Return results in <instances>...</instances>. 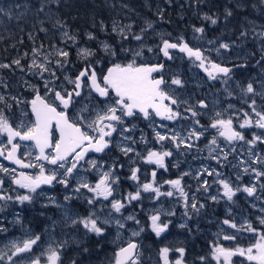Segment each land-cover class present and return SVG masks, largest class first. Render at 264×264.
Instances as JSON below:
<instances>
[{"label":"snow or ice","instance_id":"6c2138e0","mask_svg":"<svg viewBox=\"0 0 264 264\" xmlns=\"http://www.w3.org/2000/svg\"><path fill=\"white\" fill-rule=\"evenodd\" d=\"M261 4H264V0H260ZM230 11L227 15H231ZM205 19H210L212 24L217 21L205 15ZM130 25L126 26L130 29ZM152 24L148 23L147 28H151ZM125 27H118L115 23L113 24V32L120 34L122 39H127L128 37L124 35L126 31ZM147 28L142 29L141 32H145ZM203 28H194V32L203 33ZM87 38L89 40H94L96 37L92 33H87ZM241 35H246V33H241ZM63 36L68 40H71L73 44L77 43V37L70 35L68 32H64ZM262 41H264V32L259 33ZM133 39L140 41L142 39L141 35H134ZM213 43V41H209ZM43 47V46H41ZM229 47L226 43H221L219 48L216 49H227ZM53 51L48 54H43L39 49L33 48L32 56L33 59L28 65L30 70H35L33 74L39 75L41 79L45 81V95L41 96L39 91H36L34 98L30 101L32 114L35 117L34 122L25 127V125L20 124L13 126L9 119L5 116L4 112L0 110V136H7V146L3 145L0 141V156L4 159L11 161L13 164L18 165L20 168H38L39 171L36 175H29L24 172H16V169H9L0 166V172L5 174L13 173L12 183L17 185L19 188L26 189L27 194L17 195L15 199L20 202H31L33 200V195L37 192V189L41 188L42 185H52L54 182L61 184L65 189L71 187L70 180L74 178L78 172L79 165L81 161L85 160V155L90 152L102 153L107 149L111 143L110 138L113 133L117 131V125L123 124L124 117H135L137 114L143 116L146 120H151L153 114L160 117L162 120H176L180 117V113L173 110L171 105H178L180 101L171 95L169 92L165 91V80L163 77L157 78L154 73L161 72L164 65L163 64H140L136 63L135 57L141 56L140 51L133 53V60L127 64L114 63L108 68L107 73L103 75V81L100 82L97 72L94 70L91 63H89L83 70L79 72L75 78L65 76L64 79L68 85H71V89L59 86L56 87V82L58 77L56 71L49 67V64L53 63L50 59L51 56H56L58 59L54 61L57 68L63 69L66 64L70 63L69 55L70 53L64 49L56 48L55 45L52 46ZM103 50L106 53H110L112 56H116V52L111 50L110 45L104 43L102 45ZM170 50H178L180 53L186 54V56L192 59L194 62H198L196 66L203 69L208 75L209 79L216 80L220 79L221 76L225 79H230V73L232 69L228 67H223L218 63L211 61L208 56L205 55V50L200 48L190 47L187 42L184 41L183 37L178 38L177 42H171L168 39L162 38V46L160 47V52L167 59H172L173 56ZM125 51H130L125 49ZM151 52L152 49L148 48ZM264 51V47L261 48ZM95 52L89 48H78L77 55L82 60H89L90 57L95 56ZM38 57H42V60H38ZM17 66H20V60L17 59L13 61ZM259 64L260 62L257 61ZM8 64H0V68H8ZM23 71V68H21ZM45 73H48L52 79H46ZM171 83L173 85L181 86L182 81L179 78H173ZM85 88H88L91 92H95L100 98H109L113 93L115 99L111 103H107L104 108L91 110L85 107L80 110L75 118L68 115V110L70 106L73 105L74 99L80 97ZM241 91L245 96L251 94L262 95L264 93H258L254 88L253 82L247 83L246 86L241 88ZM52 94L53 100L49 101L47 99L48 94ZM231 95V93H229ZM169 101V103H165ZM0 102H4V97L0 96ZM8 107H11L10 105ZM200 108H206L207 105L203 102H199ZM229 107H232L229 105ZM251 109V114L244 112V119L239 124L240 129L250 128L255 126L256 128L264 130V107L257 109L255 99H252L248 104ZM62 108L63 110H58ZM93 111L95 112L94 117L92 116ZM186 112H191L193 118L199 115L198 112L192 108L185 109ZM242 111V110H241ZM84 112L89 113V117L83 115ZM223 113L216 112L215 118L211 119V123L208 127L216 129L218 135L223 137L229 144L234 141H243L250 145H255L256 142L264 143V133L256 134L253 133L251 140H246L242 132L237 131L233 127V119L231 117L224 119L221 118ZM185 119L187 117H184ZM193 123L199 125L198 120H193ZM59 133V138L56 139L54 131ZM124 132L129 131L128 128L123 129ZM155 139L157 143H162L165 140H171L173 144L179 148L184 145L187 148H191L193 145L191 143H186V140L191 138L199 139L203 132L191 130L187 138H182L178 133H174L171 136L162 134L156 131L155 128ZM18 138L22 142H31L32 146L37 150L38 154L35 156V163L28 162L25 163L24 160L18 157V150L21 148V144L14 142ZM125 140H130V137H124ZM134 144L135 141H132ZM211 145H216L217 140L215 137L209 142ZM50 150V151H49ZM5 151L7 154L5 155ZM121 151L128 155V153L134 152L135 149L127 144L121 146ZM215 151V149H211ZM25 155L31 157L32 152L29 151ZM172 155L171 151H155L152 149L147 150V156L142 157L139 152L136 153L137 158H142L145 163L155 164L157 168H164L165 158ZM217 158V157H213ZM227 159V156H224ZM90 164L93 169L101 168L102 165H98L95 160L86 161ZM252 163H264L259 157L253 160ZM46 165L53 166L51 169L47 168ZM60 170H63L62 172ZM138 168H133L131 170V175L129 179L137 182V190L135 193L129 192L124 200L128 203L132 201H138L141 198V191L152 192L155 194L156 198L160 196L172 197L175 193H179L180 197L184 198L185 208L188 207V194L184 191L181 185V179L177 178L174 180H167L165 183L169 184L175 191L161 192L160 187L154 186L156 183V171L152 172L153 180L151 182H146L143 184L139 183ZM208 175L216 174L219 177V173L215 172V169L208 171ZM245 171H248L246 168ZM255 173L257 178L264 176V172L257 171L255 168L251 169ZM189 173H184L188 175ZM119 178L115 176L113 170L109 169L100 174L99 179L95 185L90 184L84 177L78 178L77 186L73 189V192L80 195L81 189L87 190V192L92 193V196L87 199L89 205H94L99 199L108 200L109 197H113L115 191L114 185L118 183ZM217 182L223 189L222 196L228 201H232L233 197L237 192L243 191L249 197H252L256 193V187L244 186L243 188H234L229 181L224 179H218ZM3 180H0V189H2ZM204 191L208 190V182L203 181ZM12 196L7 194H0V201H11ZM65 201L72 199V196L66 195L64 197ZM212 200H217L218 197H211ZM55 203V201H52ZM191 208L195 212H199L200 208L204 205L200 204L197 207L195 198L191 202ZM125 207V204L121 200L112 199L111 209L115 213H120L121 209ZM168 215H174V213H167ZM185 215L188 212L185 211ZM127 220H135L133 215L126 217ZM150 227L152 232L155 233L157 237H160L168 228V223L161 221V216L159 212L153 214L149 217ZM111 223L110 220L101 221L95 212H89L86 216H77L71 219L72 226H82L86 234H95L96 236H102L104 234V227L102 224ZM119 228H124V224L119 220L116 221ZM139 224V221H136ZM259 223L264 225V217L259 218ZM224 225H228L233 229L238 231H247L249 233H254L257 236L256 242L247 248L235 247L227 248L219 243H214L211 248V258L216 262V264H234L233 257L240 256L250 262V264H264V233H260L251 223L246 222V224L240 228L235 223L230 220L225 219L223 221ZM185 225H181L184 227ZM144 231L143 227L139 231H134L133 236H139L140 232ZM41 239L39 235L34 237H29L23 239L22 241H10L0 249V264H22V257L24 254L31 253L33 251V246ZM224 240H235V235H223ZM63 243H59L56 247L49 245L45 250L46 264H60V253L59 249L62 248ZM87 251V249H85ZM169 251L168 247H163L160 249V259L163 264H173L169 261ZM179 253V257L174 261V264H184L185 249L183 247L175 249ZM139 245L135 242L129 241L127 246L120 247L115 253V264H138L139 260ZM15 258V259H14ZM202 264H206V257L201 256L199 258ZM29 264H41V258L36 257L30 259Z\"/></svg>","mask_w":264,"mask_h":264},{"label":"flooded vegetation","instance_id":"af4514ba","mask_svg":"<svg viewBox=\"0 0 264 264\" xmlns=\"http://www.w3.org/2000/svg\"><path fill=\"white\" fill-rule=\"evenodd\" d=\"M145 57L143 59L136 60L138 65L140 64H163L164 67L161 72L154 73L153 75L157 78L163 77L165 80V91L169 92L175 98H177L180 103L178 105H171L173 110L180 113V117H178L174 121L162 120L160 117L155 116L153 114L151 120H146L142 115L137 114L135 117H124L123 124L117 125V131L113 133L110 138L111 143L107 149H105L102 153H96L93 151L88 152L85 155V160L80 162L78 172L70 180V185L68 189H65L63 185L58 183H53L52 185H42L41 188L37 189V192L33 195V200L31 202H18L15 197L17 195L27 194L26 189L19 188L17 185L12 183L13 173L5 174L0 172V180H3L2 189H0V194H7L13 197L11 201H0V249H3L6 244L10 241H22L23 239L34 237L39 235L41 239L37 242L36 245L33 246V251L28 254H24L22 257V264H29V261L32 256H40L41 264H46V255H42L45 253V250L49 245L56 247L59 243H63V247L59 249L60 253V264H83L85 261H88L91 257L95 255V251L99 254L104 253H113V260L110 264H115V253L119 250L120 247L125 246L129 241L135 242L140 246L142 242L139 240V236L133 237L129 240L126 239V209L128 208H150V205L147 203H151L152 201V192H143L141 191V198L138 201H132L128 203L127 200H124L123 197H126L129 192L135 193L137 187V182L129 179L131 175V170L133 168H138V177L139 183L143 184L146 182H151L153 180L152 172L155 170L156 175V183L154 186L160 187L161 192L170 191L169 184L165 183L167 180H174L180 178L182 180V185L187 186V189L190 193H192V198L189 201V204L193 201L194 198H198L201 202L197 203V207L200 204L207 205L206 214L208 212V208L211 205L214 206H222L224 205L223 201L218 200H210L207 197H199V191L196 188L192 187L200 186L197 182L198 179L192 178L190 171H187L190 168L189 158H187L186 162H188L187 167H183V164H175L176 161H182L185 163V159L187 157V153L182 152L178 157L175 156L172 145L173 142L171 140H165L162 143H157L155 139V128L156 131H159L167 136L173 135V130L178 126L183 127L184 129L187 125L190 124L191 112H186L185 109L192 108L193 110H199L202 113L193 119L198 120L199 124L207 128L206 135H203L199 139L202 142L209 145L207 138L208 135L215 133L218 134L216 129H212L208 127L211 123V119L215 118L216 112H223L221 118L227 119L231 117L234 121L233 127L235 130L240 131L244 134L246 140L252 139L253 133L261 134L264 133V130L256 128L255 126L245 129H240L239 124L243 121L244 112H250V108L248 104L252 99H255V96L249 94L245 96L241 91V88L246 86L247 83L253 82L254 88L258 93H264V51H259L256 60H253V63H245V64H220L215 62L209 54H205L208 58L220 65H224L232 69L230 73V79H227V83L224 85L221 82L225 81V79L221 76L220 79L211 80L207 75H204L199 67L196 66L198 63L194 62L192 59L185 57L183 54L171 51L173 56L172 59L166 60L162 57L160 53V45L157 51H146ZM175 59V60H174ZM257 61L260 63L258 64ZM113 64L111 63H99L94 66V70L97 72L98 78L100 82L103 81V75L107 73L109 67ZM260 66V68L258 67ZM249 69L247 72H238L239 69ZM256 68V69H255ZM84 69V68H82ZM80 69L79 71H81ZM79 71L73 75H70L71 78H75L76 75L79 74ZM63 76H59L58 81L56 82V87L59 89L60 85L71 89V85H68ZM69 77V76H68ZM173 78H179L181 81L183 79H187L193 83V86L190 87V84L187 86H176L171 83ZM241 78H245V85L241 86L238 81ZM232 83V86L235 87L234 90H231V98H228L229 94V85ZM42 87L39 90H35L34 92H27L26 96L30 97L27 101L24 99L21 100V112L17 110V107L14 104H11V107L4 110L5 116L9 119L10 123L15 127L17 125L23 124L25 127L31 125L35 117L32 114L30 109V101L33 99L36 91H39L41 96L45 95L44 84L41 83ZM192 88V89H191ZM12 93V92H11ZM213 95H217L220 98V102L218 106L223 110H216L214 112H210L212 103L211 97ZM182 97V99H181ZM8 101H13V98H7ZM47 99L49 101L53 100L54 97L52 94H48ZM115 99L114 93L107 99L100 98L94 92H91L88 88H85L80 97H76L74 99L73 105L70 106L68 110V115L72 118H75L78 113H80L81 109L87 107L91 110L102 109L105 107L107 103L113 102ZM196 101V103H194ZM203 101L207 107L200 108L199 102ZM256 101V99H255ZM165 103H169V101H165ZM261 107L264 105V94H262L258 101ZM231 105L232 107H229ZM1 110V108H0ZM58 110H63L62 108H58ZM242 110V111H241ZM207 112H209L207 114ZM214 114L213 117L210 115ZM84 116L89 117L88 112L83 113ZM95 112L93 111L92 116L94 117ZM184 117H187L186 119ZM92 118V117H89ZM128 128L129 131L124 132L123 129ZM183 129V130H184ZM54 131L55 138L58 139L59 136L57 132ZM179 135H184L181 133ZM124 137H130V140H125ZM218 140L226 145V140L223 137L217 136ZM198 139V140H199ZM225 140V141H224ZM0 141L3 142V145L10 148L7 145V136H0ZM132 141H135L133 144ZM20 143L22 146L18 150V157L24 160L25 163L32 162L35 163V156L38 154L37 150L32 146V143L19 141L18 138L16 141ZM197 139L194 137L190 142L192 145L196 144ZM243 141H234V143L238 144V147H241ZM228 143V142H227ZM257 148H264V144L260 142H256ZM127 144L135 149L134 152L128 153L125 155L121 151V146ZM263 144V145H262ZM194 146V145H193ZM152 149L155 151H171L172 155L170 157L165 158V166L164 168H157L155 164L145 163L142 158H137L136 153L139 152L142 157L147 156V150ZM31 151L32 156L29 157L25 155L27 152ZM50 151V150H49ZM264 153V152H260ZM7 151H5V155ZM202 154H206L202 152ZM95 160L98 165H102L103 167L93 169L90 164L86 163V161ZM207 160V159H206ZM236 168L237 175L239 176L238 182L240 185L248 186L249 174L251 171H245V169L249 167L248 160L246 158L237 157L236 159ZM208 161V160H207ZM209 162V161H208ZM0 166L6 167L9 169H16V172H24L29 175H36L39 171L38 168H20L18 165L13 164L11 161L4 159V157L0 156ZM217 167L216 163L214 164ZM244 166V170L241 171V168ZM47 168L51 169L53 166L46 165ZM228 167L227 164L222 166L223 170H226ZM261 168V167H260ZM113 170L116 177L119 178L118 184L114 186L113 197H109L108 200L99 199L94 205H89L87 203V199L92 196V193L87 192L85 189H81L80 195L73 192V189L77 186L78 178L84 177L87 181L95 185L97 180L99 179L100 174L107 170ZM61 172L63 170H60ZM184 173H189L188 175H184ZM208 175L206 176L207 179ZM260 182H263V179H260ZM191 183V184H190ZM259 183V182H258ZM193 184V185H192ZM259 186V185H258ZM257 186V187H258ZM204 189V187H202ZM215 188V185H208L209 191L212 192ZM203 194V191H200ZM260 197L259 204H254L253 206H249L243 199L245 198V194L243 191H239L234 197L232 201H228L227 205L231 204L230 211L232 212V218L224 217L225 219L235 220L237 222L242 219L243 221L251 223L260 233H264V225L259 223V218L264 217V184H260V190H256L255 193ZM66 195L72 196V199L65 201L64 197ZM178 193L172 197H159L158 203L163 207L171 208L174 214H177V217L173 216L175 220L183 223H189L192 221L188 216L185 215V212L181 209L182 205H184V201L181 200L180 203H176V197ZM121 200L125 207L121 209L120 213H115L111 209V200ZM55 201L53 203L52 201ZM203 200V201H202ZM239 204L242 206V209H237ZM202 215L205 211L202 208ZM89 212H95L96 215L103 220H110L111 223L102 224L105 231L102 236H96L95 234H86L85 230L82 226H72L71 219L77 216H86ZM183 215V217L179 218V215ZM217 215L216 219L213 220L216 224H223L222 212L218 211L215 213ZM242 215H246L245 218H241ZM207 218V217H205ZM201 219H204L201 217ZM119 220L125 226L124 228H119L116 221ZM162 221V218H161ZM168 228L172 229L170 224L176 226L175 222L168 221ZM234 223V222H233ZM262 230V232L260 231ZM76 232V233H75ZM123 234V235H122ZM141 234V233H140ZM189 235V233H186ZM122 235V236H120ZM252 234H247V236L242 237L243 241L247 243H253L254 239L251 237ZM179 236V237H178ZM119 237V238H117ZM173 237L168 243V248L170 249L169 255H174V261L179 257V253L175 251V249L183 247L185 249V255L187 254V248L183 245L184 236L178 234V232H172L169 236ZM239 237V236H238ZM246 237V238H245ZM236 239L237 236H236ZM222 239L219 241L221 242ZM238 241V240H237ZM222 244V243H221ZM225 246V245H224ZM238 245H235L231 248H235ZM226 247V246H225ZM249 247V246H248ZM229 248V247H228ZM87 249V251H85ZM184 255V256H185ZM211 255V253H210ZM85 257V258H84ZM15 259V258H14ZM212 260V258H211ZM246 264H250L249 261L240 256L233 257V261H241ZM215 264L216 262L212 260ZM139 264V263H138Z\"/></svg>","mask_w":264,"mask_h":264},{"label":"trees","instance_id":"16d2710c","mask_svg":"<svg viewBox=\"0 0 264 264\" xmlns=\"http://www.w3.org/2000/svg\"><path fill=\"white\" fill-rule=\"evenodd\" d=\"M228 11L232 13L230 16L227 15ZM205 15L217 22L212 24L210 19L204 18ZM114 23L118 27L131 26L124 33L127 39H122L119 33L113 32ZM148 23L152 24L151 28H147ZM145 28L147 30L141 32ZM194 28H203L204 31L202 34L196 33ZM64 32L76 36L77 43L73 44L65 38ZM261 32H264V4L260 0H0V64L10 65L8 68H0V92L4 89L12 90V94L28 100L30 95L26 96L27 92L32 91L28 82H34L36 78L33 74L35 70L28 68L33 59V48L39 49L43 54L52 52L53 45L68 51V64L74 65L67 72L69 75L76 74L89 63L93 68L99 63L127 64L133 60L132 50L135 52V49L142 53L135 60L143 59L148 48L157 51L162 38L177 42L178 38L183 37L189 46L205 50V54H210V49L216 48L214 45L218 49L221 43H226L229 45L227 49H219L211 57L215 62L228 65L249 64L256 60V53L264 47V41L259 36ZM87 33H92L96 39L89 40ZM241 33L246 35L242 36ZM134 35H141L142 39L137 41L132 38ZM139 42L145 45H139ZM104 43L110 45L116 56L103 50ZM78 48H89L96 54L89 60H82L77 55ZM17 59L20 60V66L13 63ZM50 59L53 61L49 64L50 68L57 71L54 61L58 57L53 55ZM247 71L239 69L238 72ZM244 81L246 79L241 78L238 82L243 86L246 84ZM188 84L193 86L187 79L182 80V85ZM15 101L8 103L5 100L4 104L15 105ZM18 102L21 103V100ZM193 145L189 148L191 152L206 153L208 146L202 140H197ZM210 178L211 175H208L207 181ZM195 187L200 194L201 187L196 184ZM204 207L203 215L200 209L198 213L193 209L189 210L188 217L192 221L188 224L175 220L173 216H161L162 222L172 221L177 227L170 224L172 229L169 227L160 237L148 226L147 209L131 208L135 212V220L139 221L138 226L144 229L139 236L142 244L138 263L163 264L159 255L160 249L168 246L172 240H169L172 232H178L184 236L183 245L188 251L184 256V264H202L199 259L201 256L206 257V264H215L211 260V248L216 237L223 239L224 235L216 231L218 225L224 224L214 223L213 220L217 217L215 213L222 212V220H225L224 217H231L226 215L224 207L211 205L207 214ZM182 224L185 226L181 227ZM231 231L230 235H235L238 239L227 241V244L221 240V243L227 248L232 245L246 247V242L240 240L243 238L232 229ZM174 259V255H169L170 262ZM112 260V252L99 254L95 251V255L83 264H110ZM234 264L246 263L241 260L234 261Z\"/></svg>","mask_w":264,"mask_h":264},{"label":"rangeland","instance_id":"374dc122","mask_svg":"<svg viewBox=\"0 0 264 264\" xmlns=\"http://www.w3.org/2000/svg\"><path fill=\"white\" fill-rule=\"evenodd\" d=\"M138 44L139 45H145V43H142V42H139ZM151 44H153V43H151ZM214 47L217 48V46H215V45H214ZM216 48H213L212 50L210 49L211 53L209 54V56L213 57V56L216 55V53H217ZM139 51H141V50H139ZM135 52H136V49H135ZM132 53H134L133 50H132ZM68 59L70 60V58H68ZM38 60H42V57H38ZM72 64H74V62ZM49 67H51V66L49 65ZM73 67H74V65L66 64L63 69L57 68V71H56L57 77L59 78V76H63V75H66V76L70 77V75L67 72L69 70L71 71V68H73ZM44 75H45L46 79H52V77H50L48 73H45ZM41 83L44 84L45 81L43 79H41L39 75H36V78H35L34 82H31V81L28 82L29 86L32 88V91H29V92H34L35 90H39L42 87ZM221 83L225 85L227 82L223 81ZM181 86H183V85H181ZM234 89H235V87L232 86V83H230V85H229V93H231V90H234ZM11 91L12 90L8 91L7 89L6 90L4 89L3 92H0V96H3L4 97V101L7 100L8 103L11 102V101H8L7 98H10V99L13 98V100H16L15 101L16 102L15 106L17 107V110L19 112H21L20 107H21L22 103L18 102V101H20L19 96L17 97L16 95L12 94ZM20 93H21V91H19V94ZM5 95H6L7 98H5ZM260 96L261 95L255 96L256 101H258ZM228 98H231V95L228 94ZM181 99H182V97H181ZM210 101L211 102L215 101V102L212 103L210 112L211 111L214 112L216 110H223L222 108H220L218 106V104L220 102V98L217 97V95H213L211 97ZM1 103H2V105H0V108H1L2 111H4L5 109H8L9 105L6 106L4 104V102H1ZM194 103H196V101H194ZM11 104H13V103H11ZM262 106L264 107V105H262ZM256 107H257V109L262 108L259 103H256ZM196 112L202 113L199 110H196ZM250 112H251V109H250ZM208 113L209 112H207V114ZM221 113H224V111L221 112ZM224 114L227 115L226 113H224ZM210 116L213 117L214 114H212ZM193 120L194 119L190 117V124L187 125V127L185 129L183 127L178 126L177 128H175L173 130V134L174 133H178V134L184 133V135H180V136L182 138H187L189 132L191 130L195 129L196 131L203 132V135H206L207 128L202 127L200 124L199 125L194 124ZM171 121H174V120H171ZM217 136H219V135L215 134V133H212V134L208 135V138H207L206 141L209 140V142H210L213 139V137H215L216 140H217V144L216 145H211L208 142L209 145L207 147L206 154H202L201 151H192L191 152L189 150V148L185 147L184 145H181L179 148H177L173 144L172 145V149H173V152H174L176 157H178L180 155V153H182V152H184V153L186 152L187 153V157L186 158H189V164H190V168L187 171H190V174H191L192 178L198 179L197 182L199 183V185H200V187H201V189L203 191V194L200 193V194H198V196L200 198L201 197H207L210 200H212L211 197H213V196L218 197V199L221 198V200L224 203V205L222 207L225 208L226 215H229L232 218V212L230 211L231 204H229L228 206H225V205H227L228 200L222 196L223 189L220 186V184L217 182V180L218 179H224V180L229 181L230 184L234 188H236V187L243 188L244 185H240L239 182H238L239 176L237 175V168H236V160L235 159L237 157H241L242 159L246 158L249 161L248 162V164H249L248 170L249 171H251V169L255 168L257 171L264 172V163H252L253 160L257 159V157H259L260 160L264 161V153H260V152H264V148H257L256 147L257 143L255 145H250V144H247L245 142H241L243 144L241 147H238V144H236L234 142L232 144H229V143L226 142V145H225V144H223L222 142H220L218 140ZM191 141H192V138L190 140H186V143H190ZM211 149H215V151H211ZM225 155L227 156L226 160L224 159ZM213 157H217V158H213ZM177 163L178 164H180V163L183 164V167H185V168L188 165L187 164L188 162H186V161H185V163H183L182 161H179V162L176 161L175 164H177ZM215 163H216L217 167L214 166ZM224 164L228 165L226 170L222 169V166ZM205 169H207L208 171H212L213 169H215V172L219 173L220 175H219V177H217L216 174L214 173L213 175H211L210 180L207 181L206 176L208 175V172L205 171ZM242 170H244V166L241 168V171ZM249 178L250 179L248 181V186H253L254 185L256 187V190H260V184H264V176H261V177L257 178L255 176V173L251 171L250 174H249ZM260 179H263V182H260ZM205 180L208 182V185H211V186L215 185V188L212 191V192H214L213 194L209 191V189L207 191H204V189L202 188L203 187L202 186L203 185V181H205ZM117 184H115L114 186H116ZM181 185H182V180H181ZM168 187H169V189L171 191H175L174 189L171 188L170 185ZM182 187L184 188V191L188 194V202H189L190 199L192 198V193H190L188 191L187 186H183L182 185ZM192 187L196 188L195 186H192ZM135 189L137 190V187H135ZM196 190H198V189L196 188ZM244 194H245L244 195L245 198L243 199V201H245L249 206H253L254 204H257V205L259 204V202H260V197L259 196H257L255 194L254 196L249 197L246 193H244ZM175 195H176V193H175ZM160 197H168V196L162 195ZM152 198L153 199H152L151 203H147V204L150 205V208H146L147 209L146 212L148 214L147 221L149 223L148 226H149L150 229H151V227H150L149 217L151 215H153V214H156L157 212H159L160 216L167 215V216H175V217H177V214H174V215H168L167 214V213H170V212L171 213H174V212H173V210L171 208L163 207L161 204H159L158 203V198L155 197L154 193H152ZM176 199H177L176 203H180L181 200L184 201V198L180 197L179 193H178V196L176 197ZM195 200L197 202H199V203L201 202L198 198H195ZM190 205L191 204H188L187 208H185V205H182L181 209L184 212L185 211L189 212V210L192 209ZM237 209H239V210L242 209V206L239 204ZM126 213H127V217L129 215H133L135 217V212L132 211L131 208L126 209ZM178 215H179V218L183 217V215H180V214H178ZM245 217H246V215H242L241 218H245ZM182 221L184 223V220H182ZM231 222L232 223L234 222L238 226V228H240V227H242V226H244L246 224V221H243L242 219H240L239 222H237L235 220H231ZM126 223H127L126 239L129 240V239H131L133 237H136V236H133L132 233L134 231H139L140 227L136 223V220H126ZM231 229L234 231V233L238 234L240 237L247 236V234H252L251 237L254 239L253 243H247L246 247H244V248H247L248 246H250V245H252V244H254L256 242V239H257L256 234L249 233L247 231H238L237 229H233V228L229 227L228 225H218L216 231H217V233L221 232V234L224 233V234H229L230 235L231 232H232ZM260 231L262 232V230H260ZM122 235H120V236H122ZM117 238H119V237H117ZM170 239H173V237H170L169 240ZM220 239L221 238H217L216 237L215 243L221 244V242L219 241ZM222 241H223L224 244H227V241H232V240H224V239H222ZM224 244H221V245L224 246ZM36 257H40V256H32L31 259H34Z\"/></svg>","mask_w":264,"mask_h":264},{"label":"water","instance_id":"95a60500","mask_svg":"<svg viewBox=\"0 0 264 264\" xmlns=\"http://www.w3.org/2000/svg\"><path fill=\"white\" fill-rule=\"evenodd\" d=\"M162 46V43L160 44V47ZM170 51H174V52H177V53H180L178 50H170ZM161 53V52H160ZM180 54H183L185 57H187L186 56V54H184V53H180ZM161 55H162V57H164L163 56V54L161 53ZM166 60H169V59H167L166 57H164ZM196 63H198V62H196ZM221 66H223V67H227V66H224V65H221ZM229 68V67H228ZM83 70V69H82ZM199 70L204 74V75H207L206 74V72L203 70V69H201L200 67H199ZM208 76V75H207ZM94 94H96L95 92H94ZM35 96V95H34ZM34 98V97H33ZM30 109H31V104H30ZM32 111V110H31ZM57 134H58V136H59V133L57 132ZM125 246H127V244L125 245ZM125 246H123V247H125Z\"/></svg>","mask_w":264,"mask_h":264},{"label":"bare ground","instance_id":"6f19581e","mask_svg":"<svg viewBox=\"0 0 264 264\" xmlns=\"http://www.w3.org/2000/svg\"><path fill=\"white\" fill-rule=\"evenodd\" d=\"M252 59V58H251ZM175 60V59H174ZM256 69V68H255ZM247 70H249L248 68H247ZM203 201V200H202ZM76 233V232H75Z\"/></svg>","mask_w":264,"mask_h":264}]
</instances>
